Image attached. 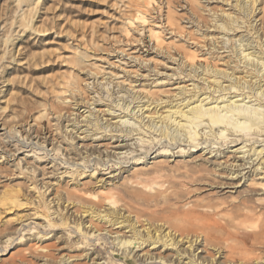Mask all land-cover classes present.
Returning <instances> with one entry per match:
<instances>
[{
	"label": "rangeland",
	"instance_id": "obj_1",
	"mask_svg": "<svg viewBox=\"0 0 264 264\" xmlns=\"http://www.w3.org/2000/svg\"><path fill=\"white\" fill-rule=\"evenodd\" d=\"M38 1L25 0L22 4L18 0H0V125H3L4 128L6 127L8 131L5 141H0V264H42L43 262V264H92V261L88 257H85L84 253L88 247V243L78 245L77 247L74 243L76 242L75 240H78L77 237L79 238V236L74 231L71 232L67 226L58 224L57 219L66 217L61 209L67 203L63 204L60 201L63 199L73 203L70 207H74L73 210L75 213H78V216L87 215L89 212L86 214L84 211L86 212L88 209L92 211L94 207H102L101 209H104L105 202L102 197L94 199L90 196L96 190L95 188H98L100 185L96 181L107 177V174H103L106 171L105 167L101 165L102 162L96 167L98 159L94 157L95 154L97 156L94 147L98 145L102 146L100 147L101 150L106 148L112 152V147L117 145L118 140L125 139L123 143L128 142L129 144L135 141L137 145V138L143 137V140L148 141V145L145 144V146L141 147L139 142L136 147L138 148L137 151L132 153L133 155H128L123 160L124 163L121 166L118 165V168L124 171L125 169L130 170L131 167H135L132 165V156L137 157L135 154H138L140 157L139 153H141V149L152 148V154L150 153V157L145 159L149 162L148 165L157 161L152 158L158 151H165L167 154V158H165L166 160L168 159V163L165 161L163 164L164 168H175L174 171L176 172V162L183 158L176 157L175 153L177 149L175 147L177 144L175 143L178 142L180 144L179 142L182 137H177L175 140L170 141L169 138L171 139V137L160 138L159 131L165 129L167 130L166 132L173 133L172 135L175 136L177 128L169 121L166 125H164L165 122L163 124L157 123V119L155 120V123H157L155 128L153 127V129L149 130L146 127H142L143 122L141 123V118H139L145 110L153 112L156 108L159 113H164L169 109L165 108V104L158 106L152 104L140 112L139 109L142 108L140 106L145 104L146 101L160 99L166 101L167 104L175 105L183 97L191 99V101L199 95V100L206 98L209 95V91L205 88L202 81L199 78L193 77L192 74L191 77L186 78L185 76V73L189 72L188 69H192L190 67L191 64L184 62L185 55L191 53L195 55L194 66L207 64L212 68L223 69L225 65L220 58L224 55L231 56L232 52L223 53V55L219 54L220 50L214 49L212 44L213 42H227L228 39L232 38L231 36H234L235 33L229 35L233 31H229L230 33L226 31L230 27L235 32H238L236 33L237 36L241 35L246 37L244 39H247V36H250V34H247V16L245 15L246 12H243L240 8L239 3H236L234 0ZM262 4L259 8H262L263 12H260L256 18L258 19L262 16L260 18L262 21H260L264 22V3ZM137 13L142 16L144 15L143 17L147 20L146 26H140L141 21L136 19ZM252 16H249L248 22H250ZM23 18H32V23L29 27H24L25 19ZM129 20H133L131 27L127 24ZM234 21L235 24H232ZM153 24L157 25L162 32L163 44L160 47H156L153 43V38L148 36V29L154 27ZM126 26L129 28H126ZM215 26L218 27L216 28ZM236 26L243 28L237 29ZM123 29L126 33H124ZM262 31L264 32V26ZM215 38L218 39L215 40ZM235 39L237 37L233 40ZM231 44L227 42L226 46L231 47ZM253 45L255 44L253 43ZM230 47L227 49L228 51ZM81 53L85 55V59L87 60L82 65V68L78 67L75 63L77 55ZM132 57L134 58L132 59ZM96 59L99 60L96 61ZM92 64L93 71H98L95 68L98 67L102 69L103 73L110 72L112 75L118 76L119 81H125V85L116 86L114 84L111 85L112 83L108 82L109 80L101 81L99 77L101 74H99L98 78L89 76L84 71V68L85 65L90 66ZM239 66H243L242 63ZM189 78L195 80V82L187 81ZM192 83L197 84L200 90L181 93L179 89H176L182 85L185 86ZM223 85H227V83ZM191 87L188 86L187 89H191ZM235 93L234 90H231L224 99L222 98L223 103L228 98L233 97ZM234 99L232 98V100ZM236 99H240V97ZM86 101H88V104L84 103ZM244 101L246 102L247 99ZM218 102H221V100ZM78 103H81V105ZM223 103H219V106H222ZM249 104L255 103L251 101ZM245 106H247V103H245ZM127 107L128 110L125 112L127 116L126 118H122L124 115L123 109ZM182 107L181 105L178 109H182ZM174 109L172 108L171 110ZM97 110H105L104 113L106 112V114L101 113L102 115H99ZM119 115L120 117H115ZM143 116H147V111ZM75 118L77 119L74 120ZM88 119L89 124L87 123ZM120 119L129 120L130 123H133V127L131 125L123 127L121 125V127L117 128L120 132L113 129V132L108 133L109 127H107V130L105 129L106 125L104 121L110 120L111 122H116L120 121ZM146 120L147 118L144 119V122ZM139 127L143 131L141 135L138 136L137 132H133L131 136H125V131H129L131 128L139 129ZM1 129L2 126H0ZM121 130L124 132H121ZM202 131L208 132V129H203ZM120 135L124 138L121 139ZM75 136L84 139L78 140V137L75 138ZM30 138L33 140L31 141ZM128 138L129 141H127ZM151 139H155V141L153 142ZM29 142L32 143L30 144ZM243 143L246 144L247 142ZM246 145L244 150L249 149L251 143H247ZM38 146L44 148L38 149ZM202 146L205 147L206 145L202 144ZM241 146V144H234L233 146L229 144L228 146H222L221 149L219 147L218 150L221 153L222 151L227 153ZM54 147L55 149L60 147V149L56 151L53 149ZM217 147V145L210 146L209 149L213 150V153L206 155V157L216 159L218 156L219 158L220 152H215V150L217 151ZM85 148L87 149L84 150ZM44 149L47 153H45ZM188 149L190 150L189 147H186L185 151H188ZM63 150H67L70 154L69 157L73 158L71 160H75L77 164L81 162L82 166L71 169L67 164H63V159L65 158L64 156L62 157L63 153L65 154ZM83 150L88 154L93 151L95 153L92 156L94 159L91 157L90 161L88 157L86 160L84 158L86 154H82ZM202 152L207 153L208 148L197 149L194 152L195 155H193L197 156ZM216 153L217 156L213 157ZM26 155H31L32 157L25 158ZM249 155L252 156V153L250 152ZM238 157L245 159L247 158V153L244 156L238 154ZM20 158H24L25 161H19ZM254 159L255 157L252 156V160ZM258 159L254 162L258 163ZM37 165L41 169L40 175H38V171L33 172L31 169H28L31 171L26 169L27 167L33 169ZM93 168L96 169L94 170ZM221 168L213 170L211 172H214L213 174L210 172V174H201L204 177L201 176L200 183H195L192 180L186 181L185 178L178 179L185 186H182L183 193L181 192L182 194H180L184 196H180L179 205L177 204V206L183 205L182 203L184 202L186 204L194 203V205L197 204V208L198 205L202 206L201 208L199 207L200 211H211V209L218 211L224 208V210L221 209L222 211H220L225 213V211L230 209L229 203L230 206L233 203L236 204V200L233 199L236 195L225 193L221 197L217 193L220 190L219 183L221 180L214 176L218 173L226 175V171L218 170ZM92 171H95V175L90 177ZM43 172L46 174L43 177L46 179V182L50 181L49 184H54L53 189L52 187L50 188L52 190L49 189V191L45 192L46 195L39 189V180H37L41 179ZM183 172L184 170L181 172L182 176L183 174H190L186 170ZM176 173L180 174V170ZM129 175L128 173L123 174L126 177ZM144 178L149 186L154 188L153 191H158L155 183L160 180L151 175H147ZM122 181V179L116 180L115 186L123 189L124 184H122ZM128 190L129 192L132 191V189ZM228 190L230 189H226L224 192H228ZM55 195H57V199L62 198L59 202L63 204L62 206L58 203L61 205V209L59 206V213L57 212L56 215L51 217L52 222L56 224L50 227L47 226L46 228H42L41 226L40 228L39 225H42V221L29 217L35 209L31 202L34 199L36 201L39 199L41 207L37 210H40L39 212L42 215H46L49 211L45 208L43 209L42 205L47 203L45 201L47 196H49L47 200H50ZM185 197H188L189 200ZM231 197L233 198L231 199ZM17 202L18 204H16ZM129 202L131 204L129 208L132 209L134 207V210L136 209L137 212L133 209L130 211L127 207L130 206ZM92 205L93 208L90 210ZM118 205L124 207L122 209L126 211L125 215L127 212L128 214L132 213L131 217L133 214V217L136 215L138 223L141 226L147 223L146 219L147 221L150 220L148 221L150 222L149 224L155 226L163 222L168 223L167 219L162 217L160 211L156 212L155 209L157 208L153 206L149 207V209L143 208L134 205L129 200L126 201V199L125 201H119ZM49 206L50 211H54L56 208H52L53 204ZM232 210V220L236 221V218L237 221L241 220L242 217L239 214H234L236 213L235 209ZM94 215L95 213L90 216L92 217L91 222L98 230L106 229L112 233L120 229L118 228L119 225L113 226L109 222L111 217L100 219L99 215ZM56 216L57 219L55 220ZM143 219L146 223L143 222ZM247 220L250 221H247V227L252 229L247 228V234L257 239L246 243L247 253L253 252L257 254L256 256L264 257V214L259 217L256 215L250 216ZM21 224L26 225L24 226L25 230L26 227L27 230L32 228L36 239L33 238V234L31 238H26V231L25 233H23L24 231L18 233L16 229H19ZM35 224L39 225L36 226ZM183 228H179L183 233L188 232L190 234L192 233L191 230H194L193 233L199 232L198 228L187 224ZM102 233H105V231ZM58 235H62L60 239L56 238V236L59 237ZM102 240L98 241L97 244L98 248L101 249L103 259L100 261L96 260L95 262L97 264H123L119 254L117 256L112 255V252L117 253L114 251L115 247L113 250L111 244ZM255 243L256 246L254 245ZM226 244L222 243V245H225L223 248L222 245H217L216 243L217 247L224 249L223 253L225 257L234 259V261H239V259L243 258L242 255L240 256L241 249L239 250V248L241 246L232 244L233 247L231 246V249H227L228 246ZM208 251L209 253L212 252V250ZM231 253H233V256ZM68 257L70 258L67 259ZM66 259L68 260L67 262H65ZM220 261L225 262L224 258H221Z\"/></svg>",
	"mask_w": 264,
	"mask_h": 264
},
{
	"label": "bare ground",
	"instance_id": "obj_2",
	"mask_svg": "<svg viewBox=\"0 0 264 264\" xmlns=\"http://www.w3.org/2000/svg\"><path fill=\"white\" fill-rule=\"evenodd\" d=\"M23 1L25 0H18V2L19 3L22 2V4L24 3ZM234 1H236V3H239V5L241 6L240 8L243 10V12H246L245 15L247 16V34H250V36H247V39H244L246 37H243L241 35L237 36L236 33L238 32H235V30L231 29L230 27V29L226 28L227 29L226 31L230 33L229 31L232 30L233 32H231L229 35H233L234 33L235 35L231 36L232 38L227 40L228 43L229 42L232 43L231 44L232 46L231 47L229 46L230 47L229 51L227 50L229 49V47L226 46L227 42H223V43L213 42L212 44L214 46L213 48L216 49L217 51L220 50L219 51L220 53L218 52L219 54L223 55V53L232 52L231 56L224 55L220 58L222 63H224L225 67L223 69L216 67L212 68L207 64L194 66L193 64H195L194 60L196 57L192 53L185 55L184 58L185 60L184 62L191 64L190 67L192 68L191 70L188 69L189 70V72L187 71L188 73L185 71L186 78L191 77V74L193 77L199 78V80L202 81L205 88L208 89L209 95L206 98H202L201 100L198 99L200 97L199 95L197 98H195L192 101L191 99H186L183 97L182 99L178 100L179 102L175 103V105L167 104L166 101H162L161 99L160 100L155 99L156 101H146L145 104H142L140 106L142 108L140 109L138 108L139 111L142 112L143 109L150 107L152 104H155L156 106L165 104V108L169 109L164 113H159L158 110H156V108L154 107L155 110L153 112H149L148 110H145L140 115L141 117L139 116V118H141L140 122L141 123L143 122L142 127H146L149 130L153 129V127L155 128L157 123L163 124L165 122L164 125H166L168 121L177 128L175 132L176 133L175 136L172 135L173 133L170 134V132L169 133L166 132L167 130L161 129L159 131L160 132L159 137L160 138L171 137V139L169 138L170 141L175 140L177 137H182V139L179 142L180 144H178V142L175 143L177 144V146L175 147L177 149L175 153L176 157L183 158L177 160L176 162L177 164L175 166L176 172L180 170V174L179 173L177 174L174 171L175 168L174 169L164 168L163 164L165 163V161H167L168 163V159L166 160L167 154L165 151L164 152L158 151L156 155L154 154L155 156L152 159L157 161L156 162L154 161L152 162L151 165H148L149 162L146 161L145 159L150 157V155L152 154V150H153L152 148H145L143 150L141 149L140 152L142 154L139 153L140 157L138 154H135L137 155L138 158L134 156H132V158L130 157L133 160L132 165L135 166L133 167L134 169L131 167L130 170H126V169L125 171L123 169H122L123 171L120 170L118 168V165L121 166L124 163L123 160H125V158H127L128 155H131L132 153L137 151L138 148L136 147L139 144V142H140L139 145L141 147H143V145L145 146V144L148 145L147 143L148 141L143 140V137L141 138L136 137L137 138L136 141H138L137 145L134 139H133L134 142L130 144L128 142L123 143L125 139L120 141L118 140L117 145H114L112 147L113 148L112 152L106 148L101 150L100 147L102 146L98 145L94 147L97 156L93 152L94 150L92 148L91 149L93 151L90 152L89 154L85 152L84 150H86L88 148L87 147L82 152V154H86L84 155V158L87 160L89 157L90 159L95 154L94 157L98 159V162L96 163V167L97 165H99L100 162H102L101 165L105 167L104 169L106 171L103 174L104 175L107 174V177L105 178L103 177L104 179L100 178L99 180L96 181V183L100 185L98 186V188H95L96 190L92 192L90 196H92L94 199H98L99 197H102L103 201L105 202L104 205L106 207L104 206L103 210L101 209L102 207L101 208L94 207V209L92 210L93 208L92 205L91 208L89 207L90 210L92 211H89V209L86 212L84 211V213L86 214L89 212L87 215L78 216V213H75L73 210L74 207H70V205H72L73 203L69 202L68 200H63L62 198H61L62 200L57 199V195H55L51 197L50 200H47L49 199V196H47V198L45 199L47 203L43 204L42 207L43 209L45 208L47 211H49V213L46 215H42L39 212L40 210H37L41 207V204L39 203L40 200L38 199V201H36L34 199V201L31 203H33L35 209L32 215L30 214L31 216L29 215V217L31 219H38L42 221L41 222L42 225H39L40 224L39 223V224H35L36 226L39 225L40 228L41 226L42 228H46L47 226L50 227L56 224L55 222H52L51 217L53 215H56L57 212L59 213V206L61 209V205L63 206L64 203H67L66 206H63L61 209V211L65 213L66 217L57 219L58 216L57 215L55 217V220L57 219L59 222L58 224L67 226V228L70 229L71 232L74 231L79 236V238L77 237L78 240H75L76 242L74 243L77 247L78 245L88 243L87 245L88 247L87 246H86L87 248L85 247L86 249L84 253H85V257H88L89 260L92 261V264H97L95 262L96 260L100 261L103 259L101 249L98 248V244H97V242L102 239H103L102 241L111 244L113 246V250L115 247L114 251H116L117 253L112 252L113 253L112 255L117 256L119 254L123 264H264V257L262 256L260 257L259 255L256 256L257 254L253 252L247 253L246 250L247 247L246 243H248L249 241L251 242V240L252 241L257 240L255 239V237L251 236L250 234H247V228L250 229V227H247L248 222H250L248 221L249 219L247 220V218L254 215L259 217L264 214V32L262 31L264 22H261L262 19L260 18L262 16L258 19L256 18L260 12H263L262 8H259V6H261V4L264 3L263 2L264 0H234ZM250 15L253 16L250 22H248V18ZM143 16L141 14H138V16H136V19H138V21H141L142 25L140 23L139 24L140 26L144 27L147 25L146 23L147 20ZM23 19H25L24 27H29L32 23V18L31 19L23 18ZM127 24L129 25V27H131V25H133V20L127 21ZM232 24H235V21L232 22ZM129 27L126 26V28ZM215 27L217 28L218 26ZM236 28L240 29L243 27L236 26ZM124 33H126L125 30ZM148 34H149L148 36L153 38L154 41L153 43L155 44L156 47H160L163 44V39L161 37L162 32L160 31V28H158L157 25H154V27L148 29ZM235 37H237V39L233 40ZM216 39L218 38H215V40ZM253 43L255 45H253ZM221 50L223 51L221 52ZM85 58L86 57L83 53L77 55V60L75 61L76 65L82 68V65L87 62ZM133 58L134 57H132V59ZM97 60L99 59H96V61ZM241 63L243 66H239ZM92 68H93V64L90 66L85 65L84 71H86V74H89V76L93 78H98L99 74H101L99 76L101 81L109 80L108 82L112 83L111 85L113 84L116 86L125 85L124 84L125 81H119L118 76L112 75V73L110 72L103 73L102 69L98 67H95L97 68L98 71H93ZM107 75L108 77H106ZM187 81L195 82V80H192L190 78ZM102 83L104 84V82ZM224 83H227V85H223ZM188 86H192L191 89H187ZM176 89H179L181 93L194 92L197 89L200 90V88H198L197 84L195 83L188 84L185 86L182 85ZM231 90H234L236 92L235 95H233V97L228 98L223 103L222 98L224 99L225 96L231 92ZM215 94L217 95L215 96ZM239 97L240 99H236ZM232 98L235 99L232 100ZM207 99L209 100L205 102ZM245 99H247L246 102L244 101ZM219 100H221V102H218ZM251 101L255 104H249ZM84 103L88 104V101ZM219 103H223V105L219 106ZM245 103H247V106H245ZM79 105H81V103ZM181 105L183 106L182 109H178L179 106ZM172 108L175 109L171 110ZM123 110H124L123 111L124 115L122 118H126L127 113L125 112L128 110V107ZM97 111L99 115H102L101 113L106 114V112L104 113L105 110L104 111L97 110ZM146 111H147V116L144 117L143 115ZM115 117L118 118L120 117V115ZM145 118H147V120L144 122ZM76 119L77 118H75L74 120ZM157 119L158 122L155 123V120ZM88 122L89 119L87 120V123ZM104 124L106 125L105 128L106 130L107 127L110 128V129L108 128V133L113 132V129H115V131L120 132V130L117 128L121 127V125L123 127L125 126L128 127L127 125H131L133 127V123H130L129 120L127 119L125 120L120 119V121H116V122L105 120ZM0 126H2V129L0 130V132H2L0 133V141L3 140L5 141V139L7 138L6 135L8 131L7 128L6 127L4 128L3 125ZM203 129L204 130L208 129V132L202 131ZM121 132L124 131L121 130ZM125 132H126L125 136L128 137L131 136L133 132H137L139 136L142 134L143 131H141L139 127V129L131 128V130ZM123 136L120 135V138L122 137L121 139H123L124 138ZM77 137L75 136V138ZM111 137L113 138V136ZM33 139H31V141ZM77 139L83 140L84 138L80 139L78 137ZM151 140L153 142L155 141V139H151ZM201 140L203 141L200 143ZM127 141H129V138ZM243 142L251 143L249 149L244 150L245 147L247 146L246 145L247 143L245 144ZM29 143L31 144L32 142ZM202 144L206 146L203 147ZM229 144H231L232 146L234 144H241L242 146L230 152L227 153L225 152L226 154L223 151L221 153L218 150L219 147L221 149L222 146H228ZM254 144L255 145L257 144V146H255ZM214 145L218 146L217 151L215 150V152L219 151L222 154V157L220 153H219V158L217 156V153L214 154L213 157L217 156L216 159L214 158L211 159L210 157H206V155L213 153V150H210L209 147ZM41 146L40 147L38 146L39 147L38 149L44 148ZM140 146L139 148H141ZM186 147L190 148V150L188 149L189 152L185 151ZM207 148H208L207 153L202 152L199 155L194 156L195 155L194 152L197 149L202 150ZM53 149H55V147ZM57 149L59 150L60 147H57L55 150L58 151ZM44 151L45 153H47L45 149ZM63 151L65 152V154L63 153L62 155V157L63 156L65 157L63 159L64 160L63 164H67L68 167L69 166L71 167V169L73 167H75L76 169L82 166L81 162L77 164L75 163V160L74 161L71 160L73 158L69 157L70 154L67 152V150H63ZM250 152L252 153V156L255 157L254 160H252V156L249 155ZM246 153H247V158L244 159L243 157H238V154H242L244 156ZM185 154L186 156H184ZM27 157H32V156L26 155L25 158ZM257 159H258V163H255L254 161ZM19 161H25V160L24 158H20ZM38 166L39 165L33 167V169L29 167L27 168L24 167V168H26L27 170L31 169L33 172L38 171L37 173L38 175H40L41 169H39ZM194 167L198 169L195 171L196 168L194 169ZM220 167L222 168L218 170L226 171V175L216 173L217 175L214 176L215 178L221 180V182L219 183L220 190L217 193L220 196L221 195L223 196L225 193L236 195L234 198L231 197V199L233 198L236 200L235 201L236 204L233 203V205L230 206L229 203L228 206L230 207V209L225 211V213L221 212L222 211L221 209L224 210V208L221 207H220L221 211L220 210L215 211V209H211V211L208 210L200 211L199 210L200 206L198 205L197 208L196 207L197 204L194 205V203L186 204L184 202L185 203L184 204L180 202L183 205L177 206V204L179 205L178 201H180L179 200L181 198L180 196H184L181 194L183 193L182 188L185 186L182 185L181 182L178 181V179L185 178L186 181L192 180L195 183H200L201 182L199 181L200 178L202 179V177H204L201 174H205L209 172L211 173L213 170H216L217 168ZM131 169L133 170L131 171ZM193 169L194 171H192ZM246 169H248V171L245 172ZM182 170H184V172L186 170L190 172V174L187 175L185 173L186 175L183 174L182 176L181 175ZM125 173H128L130 175L128 177L123 176V174L125 175ZM45 175L46 174L43 172L41 174L42 176L41 179H37L39 180L38 183V186H40L39 189L42 190L43 194L47 190L49 191L51 187L53 189L54 186V184H49L50 181L46 182V179L43 178ZM94 175H95V171H92L90 177H93ZM147 175L154 176L155 178L160 180L159 182L155 183L156 188H158L157 189L158 191L155 190L153 191L154 188L150 187L149 184L146 182V179L144 177ZM120 179L123 180L122 181L123 182L122 184H124L123 189H120L117 186H115L116 185L115 181L116 180L119 181ZM202 182L204 181L202 180ZM128 189H132V191L129 192ZM226 189H230V190H228V192H224ZM185 198L189 200L188 197ZM185 198L184 200H186ZM125 199L126 201L129 200L133 202L134 205H138L143 208L145 207L149 209V207L152 206L157 208L155 209V211L157 212L159 210L162 217L166 218L169 224L163 222L160 223V225L157 224L155 226L149 224L150 222L148 221L150 220L147 221L146 219L147 222L146 223L143 219V222H145L146 224L143 226L139 225L138 217L136 215L133 217L134 214L131 217L132 213L130 211L132 209L134 210V207L132 209L129 208L131 207L130 202H129L130 206L127 207L130 209L129 213L131 214H128L127 212V214L125 215L126 211L122 209L123 206L121 207L118 205L119 201L121 200L125 201ZM59 200H61L60 202H63V204H61ZM58 203H60L61 205ZM16 204H18V202ZM50 204H53L52 208L56 207L54 211L53 210L50 211V206H49ZM232 209H235L236 211V213L234 214L237 215L239 214L242 217L241 220L237 221V218L236 221L232 220L231 218L232 216L231 213L233 212ZM134 211H136V209ZM94 213H95L94 216L99 215L100 219L102 218L107 219L108 217H111L109 222H111L113 226L119 225L118 228L120 229L112 233H110L106 229L98 230L93 226V223L91 222L92 217L90 216L93 215ZM142 213H144V211H142ZM86 217L89 219H87ZM185 224L198 228L199 232L193 233L194 230H191L192 233L190 234L188 232L183 233L181 229L184 227ZM24 226L26 225L21 224L19 229L16 228L15 229L16 231H18V233H20L21 231L22 232L24 231L23 233H25L26 231V235H27L26 238L29 239L34 233L33 229L30 228L29 230H27L26 227L25 230ZM103 231H105V233H102ZM61 236L62 235H60L59 237L56 236V238L60 239ZM35 237L33 234V238ZM216 243L217 245L218 244L222 245V243L224 244L227 243L226 244V246H228L227 249H231L230 247L232 246V244L241 246L239 250L241 249L240 256L242 255L243 258H241V260L239 259V261H234V259L228 258L227 256L225 257L223 253L224 249L217 247ZM254 245L256 246V243ZM224 246L225 245H222L223 248ZM208 250L210 251L212 250V252L214 253L212 252L209 253ZM232 254L233 253H231V255ZM91 256L93 257L91 258ZM69 258L70 257H68L67 259ZM221 258H224L225 260L224 263L220 261ZM67 259L65 260V262L68 261Z\"/></svg>",
	"mask_w": 264,
	"mask_h": 264
}]
</instances>
